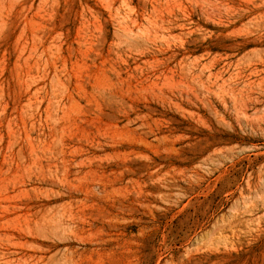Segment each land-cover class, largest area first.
Instances as JSON below:
<instances>
[{"label":"rangeland","instance_id":"374dc122","mask_svg":"<svg viewBox=\"0 0 264 264\" xmlns=\"http://www.w3.org/2000/svg\"><path fill=\"white\" fill-rule=\"evenodd\" d=\"M0 264H264V0H0Z\"/></svg>","mask_w":264,"mask_h":264}]
</instances>
